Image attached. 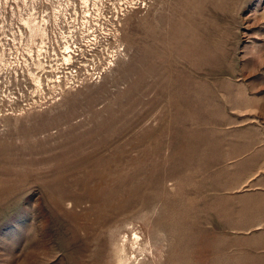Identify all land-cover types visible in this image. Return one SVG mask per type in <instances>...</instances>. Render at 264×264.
<instances>
[{
  "label": "rangeland",
  "instance_id": "rangeland-1",
  "mask_svg": "<svg viewBox=\"0 0 264 264\" xmlns=\"http://www.w3.org/2000/svg\"><path fill=\"white\" fill-rule=\"evenodd\" d=\"M26 2L0 0V264H264V0H139L74 66Z\"/></svg>",
  "mask_w": 264,
  "mask_h": 264
},
{
  "label": "built area",
  "instance_id": "built-area-1",
  "mask_svg": "<svg viewBox=\"0 0 264 264\" xmlns=\"http://www.w3.org/2000/svg\"><path fill=\"white\" fill-rule=\"evenodd\" d=\"M88 1L27 0L25 7H22L25 11L21 9L18 15L36 25L37 29L31 35L38 38L40 43L49 40L61 44L66 53L63 58L69 60L65 58L69 56L73 65V60L92 55L96 42L107 37V32L97 29L99 22L117 21L123 14L121 12L137 5L139 0ZM92 2L93 6L90 5ZM94 8L99 9L101 15H95ZM66 72L75 81V69L67 67Z\"/></svg>",
  "mask_w": 264,
  "mask_h": 264
},
{
  "label": "bare ground",
  "instance_id": "bare-ground-1",
  "mask_svg": "<svg viewBox=\"0 0 264 264\" xmlns=\"http://www.w3.org/2000/svg\"><path fill=\"white\" fill-rule=\"evenodd\" d=\"M88 1V0H87ZM96 4H98L97 2H95ZM89 4V1H88ZM91 6L94 5V2H92V4H90ZM101 5V4H99ZM130 8V7H129ZM128 9H125L123 12L121 13H125L127 12ZM94 14L95 15H101V12L99 11V9L94 8ZM122 17V16H120ZM120 17L117 19V21L113 22V21H104V22H99L98 23V30H100L101 32L105 31L107 32V37L105 38V40L107 41L110 38H113L114 36V31H116V27L118 25V21L120 19ZM16 27L17 28H26V30L30 31V33H32L34 30L37 29L36 25H34L32 22H30L29 20H26L24 18H22L21 16L18 17L16 19ZM67 57V56H66ZM65 57V58H66ZM69 57V56H68ZM76 76V75H75ZM135 235V234H134ZM135 239V238H134ZM137 239V238H136ZM135 241V240H134Z\"/></svg>",
  "mask_w": 264,
  "mask_h": 264
}]
</instances>
